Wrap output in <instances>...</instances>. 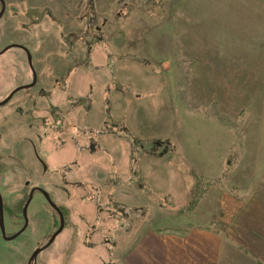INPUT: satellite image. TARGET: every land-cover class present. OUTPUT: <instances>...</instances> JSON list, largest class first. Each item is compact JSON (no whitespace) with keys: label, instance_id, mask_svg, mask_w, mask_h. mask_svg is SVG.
Returning <instances> with one entry per match:
<instances>
[{"label":"rangeland","instance_id":"obj_1","mask_svg":"<svg viewBox=\"0 0 264 264\" xmlns=\"http://www.w3.org/2000/svg\"><path fill=\"white\" fill-rule=\"evenodd\" d=\"M247 1L24 0L52 11L32 15L24 26L12 16L6 26L0 22V51L12 41L27 45L38 79L26 96L38 102L31 119L14 103L25 92L0 106L6 233L21 226L19 211L32 186L67 214V225L35 264L111 262L100 246L66 248L70 228L82 233L77 219L92 216V203L103 205L104 193L116 196L122 212L131 210L127 219L121 215L116 264L146 231L214 227L221 192L264 199V0ZM30 79L20 52L0 54V100ZM65 89L72 101L85 94L93 101L88 117L77 107L67 111ZM108 106L119 129L98 139L97 117L102 110L108 115ZM63 134L74 136L71 144ZM25 143L38 148L51 172L41 171ZM27 215L22 237L0 239V264H27L37 246L32 238L42 244L58 226L39 195Z\"/></svg>","mask_w":264,"mask_h":264},{"label":"flooded vegetation","instance_id":"obj_2","mask_svg":"<svg viewBox=\"0 0 264 264\" xmlns=\"http://www.w3.org/2000/svg\"><path fill=\"white\" fill-rule=\"evenodd\" d=\"M68 1V0H67ZM91 5V4H89ZM36 5H30V4H26V2H24V0H0V22L1 21H5V25L6 26L8 24L7 20V16L11 18H13V23L14 25H19V26H24V20L27 22H31L29 21V18H31L32 15H34L35 17L39 18L41 16L40 12H51V8L44 6L42 9L35 7ZM111 6V5H110ZM92 8V7H91ZM67 10V8L61 6V12L63 10ZM96 9V7H95ZM10 12L13 13H17V15H10ZM102 12V11H100ZM70 16V13H69ZM9 20V19H8ZM103 21V19H102ZM7 28V27H6ZM8 29V28H7ZM54 30V29H53ZM8 47V48H7ZM7 48L3 53H6L8 51H10V49L14 48L16 49V51L20 52L24 57H25V61L26 64L28 66V69L30 71L31 74V79L29 82L25 83V84H21L16 86L15 88H13L12 90H10L6 96L0 100V102H2L3 100H5L15 89L23 87L21 89H19L18 91H16L15 93H13L11 95V97L3 104V105H7L10 102H13V98L20 92H25L24 96L26 97L29 94V91L31 89H33L35 86L37 85V74L34 70L33 67V57H32V53L30 52V50L28 49V46L23 44L22 42H18V41H12V42H8L7 45L4 47V49ZM3 49V50H4ZM2 50V51H3ZM1 52V51H0ZM61 69V68H60ZM60 69L57 67V71L60 72ZM61 72H63V70H61ZM66 75V70L64 71V73H60L59 75ZM56 80V78H54V81ZM59 86V84H54V87ZM42 89V88H40ZM44 91V90H42ZM44 93V92H43ZM35 94H39L35 93ZM49 95L45 92L44 94H40L39 96H43L45 97ZM37 96V97H39ZM29 97H31V95H29ZM79 101H72L71 99V95L70 94H66V89H65V99L61 100L63 101V105H65L67 111H69V109H72V107L74 108H78L80 110V112L85 113V117H88V114L90 112L89 109V105L90 103H92L93 101H90V99H88V97L85 95H82L81 100L78 99ZM44 101H46V97L44 99ZM57 101V100H54ZM76 102V103H75ZM15 106L18 107L20 110H23L25 112L26 110V118L31 119L33 117L32 112L34 111H38L37 108H34V110H32V105L36 103H38L37 101L34 100H29L27 97L25 99H21V100H15L14 101ZM107 104H109V102H106ZM84 104H87L84 106ZM2 105V106H3ZM82 106V107H81ZM48 108V107H47ZM50 110L48 112V114L50 116L53 115V113L55 112V108L56 106L54 105H50L49 106ZM109 106L107 107V112L108 115L105 111H100L102 118H98V120L101 119L102 122V133L98 135V139H103L106 135V133H111L114 132L116 129H119V125L120 123H118V121H115L114 118L112 117V115H110V110L108 109ZM40 111V110H39ZM24 113V115H25ZM60 116V115H59ZM23 117V115H22ZM70 117V114L68 113L66 118ZM40 118V117H38ZM66 118H62L60 116V121L62 122L64 119ZM26 121V120H25ZM66 121V120H65ZM106 124V125H105ZM40 125H44L43 123H40ZM115 126V128H114ZM118 131V130H117ZM13 132V130H12ZM39 135V134H38ZM65 137H61V140H65V143H72L71 138L74 136L71 135H66L63 134ZM95 136V134H94ZM50 140V139H49ZM25 148L28 146L29 149L31 150L34 160L37 163V165L39 166V168L41 169V171L43 172H51L52 171V166L49 165L47 163V161L41 157L40 151H38V148L36 146L30 145L28 144H24ZM72 147V145H70ZM20 148V147H19ZM29 149H27L29 151ZM89 148L85 149V151H88ZM103 153L105 156L110 157L109 152L107 151L106 148L102 149ZM21 151V148H20ZM79 151V150H76ZM80 151H84V150H80ZM94 151V150H92ZM108 181V179H107ZM104 182L105 184L108 185V182ZM25 186L29 185V181H26L24 183ZM111 187H114L115 189L118 188L114 182H111ZM45 194L47 195V199L45 198ZM34 195H39L41 196V198L43 199L45 205L47 208H49L50 210H52L57 216H58V226L56 227V229L47 236V239L45 240V242H43L41 244V240L40 238H32V241H34L36 243V247L35 249L32 251V253L30 254L27 264H35V261L37 260V257L45 250H47L48 248H50V246L54 243V241L56 240V238L58 237V235L62 232V230L64 229L66 224V219H67V214H64V209L61 207V205H57L52 198L50 197L51 195H49V193L47 191H45L44 189H42L40 186H32L28 192V195L26 197V199L23 201V204L20 208L19 211V216L20 219L22 221L21 226L19 227V229L12 233V234H8L6 233L5 230V225H4V218H3V202H2V197L0 195L1 198V203H2V223H3V227H4V234H2L1 230H0V239L2 241V243H8L9 241L12 240H16L19 237H22V235L25 233V231L28 229V226L30 225V217L29 215H27L30 204L32 202V198L34 197ZM105 195V196H104ZM103 197H104V206L102 204H99L98 202H93L92 203V216L90 217H84L81 219H77L78 221H80V223L82 224V226L84 227L83 231L81 234H78L77 232V228L76 227H71L70 231L71 236L69 238H67V244H66V248L68 247V251H73V249L76 247H81L79 250L80 251H85L88 250L89 248L95 249L97 248L96 246H100L102 247V249L104 251H107V254L109 255L108 258L111 259V262H108L107 264H116L118 262V255H115V252L117 250L118 247V241H119V234H120V221H121V215L122 213L125 214L124 216V220L128 218V216L130 215V211H121V206L120 203L118 202V200L116 199L115 195H112L110 193L106 194L104 193ZM102 197V196H101ZM30 198V201L24 211L25 205L28 201V199ZM95 199V198H94ZM98 200V199H95ZM51 202L55 207L58 208L61 218L63 220V228L61 230V232L54 238V240L48 244L51 236L55 233V231H57V229L60 226V215L58 214V212L51 207L50 203ZM131 207V206H130ZM80 217H83V215H79ZM56 222V219H53ZM54 222V224H55ZM69 222V221H68ZM16 233H19L14 239L10 238L15 235ZM80 235V237H79ZM79 237V238H78ZM40 245V246H38ZM39 250V252L37 253V255L31 259V256L33 254L34 251ZM111 251V252H110Z\"/></svg>","mask_w":264,"mask_h":264},{"label":"crops","instance_id":"obj_3","mask_svg":"<svg viewBox=\"0 0 264 264\" xmlns=\"http://www.w3.org/2000/svg\"><path fill=\"white\" fill-rule=\"evenodd\" d=\"M214 206L219 209L214 227L146 231L125 254L123 264H264V199L221 192Z\"/></svg>","mask_w":264,"mask_h":264},{"label":"water","instance_id":"obj_4","mask_svg":"<svg viewBox=\"0 0 264 264\" xmlns=\"http://www.w3.org/2000/svg\"><path fill=\"white\" fill-rule=\"evenodd\" d=\"M7 48H5L3 51H1L0 54H2ZM21 88H23V87H20V88L15 89L5 100H3L2 102H0V106H2L11 97V95L13 93H15L16 91H18ZM45 198L47 199V195L46 194H45ZM29 201H30V198L28 199V201H27V203L25 205V208H24V211L23 212H25V209H26ZM49 203H50L51 207H53L58 212V214L60 215V212H59L58 208L55 207L51 202H49ZM62 228H63V220H62L61 215H60V226L57 229V231H55V233L51 236L48 244H50L54 240V238L61 232ZM0 230H1L2 234H4V227H3V223H2V203H1V198H0ZM18 234L19 233H16L15 235H13L10 238V240L11 239H14ZM38 252H39V250L34 251L33 254H32V256H31V259H33L37 255Z\"/></svg>","mask_w":264,"mask_h":264},{"label":"trees","instance_id":"obj_5","mask_svg":"<svg viewBox=\"0 0 264 264\" xmlns=\"http://www.w3.org/2000/svg\"><path fill=\"white\" fill-rule=\"evenodd\" d=\"M197 184H198V183H197ZM196 193H197V195L200 193V191H199V186H197ZM194 195L196 196L195 193H194ZM193 200H194V196L192 195V196H191V202H193Z\"/></svg>","mask_w":264,"mask_h":264}]
</instances>
